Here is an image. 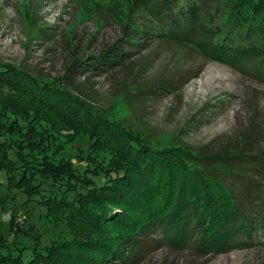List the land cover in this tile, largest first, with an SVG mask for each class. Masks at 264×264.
Masks as SVG:
<instances>
[{"label": "trees", "instance_id": "obj_1", "mask_svg": "<svg viewBox=\"0 0 264 264\" xmlns=\"http://www.w3.org/2000/svg\"><path fill=\"white\" fill-rule=\"evenodd\" d=\"M133 5L138 16L123 24V38L115 47L94 58L100 65H122L133 52L121 43L142 47L143 39L188 47L206 61L264 82V0H135ZM0 88L63 121L87 123L101 133L92 135L93 145L114 146L117 154L111 164L91 161L92 167L82 169L88 177L80 168L60 171L58 165L33 162L28 144L21 146L16 138L27 129L4 122L1 109L10 105L0 100V143L5 142L0 146V173L7 177L0 181V191L14 198L26 193L28 198L30 188L36 190L44 207L71 213L76 227L82 228L63 244L43 246L30 236L4 239L0 264H141L146 240L158 232L171 248L183 250L194 242L199 252L210 255L261 237L264 201L247 210L235 188L244 171L264 179V160L260 166L252 163L248 145L210 154L183 144L154 149L144 136L124 126L92 121L87 106L68 87L12 64L0 66ZM16 118L17 124L25 119L20 113Z\"/></svg>", "mask_w": 264, "mask_h": 264}, {"label": "rangeland", "instance_id": "obj_2", "mask_svg": "<svg viewBox=\"0 0 264 264\" xmlns=\"http://www.w3.org/2000/svg\"><path fill=\"white\" fill-rule=\"evenodd\" d=\"M134 1L0 0V66L12 64L68 87L87 106L92 121L124 126L144 136L154 149L183 144L210 154L248 145V157L260 166L264 82L254 75L206 61L188 47L143 39L142 47L121 43V48L133 52L122 65L95 61L123 38V24L138 16ZM212 4L216 7L215 1ZM0 100L10 105L1 109L4 122L27 131L16 138L21 146L28 144L26 152L33 162L58 165L60 171L80 168L88 177L82 169L92 167L91 161L98 165L116 161L114 146L93 145L92 135L101 133L87 123L63 121L2 88ZM17 113L25 118L22 124H17ZM247 173L235 188L248 210L264 201L260 191L264 179ZM6 180L0 173V181ZM36 192L30 188L28 198L26 193L14 198L9 191H0V241L11 242L14 235L30 236L43 246L73 241L82 229L76 227L75 216L44 207ZM262 233L252 242L244 239L228 252L210 255L199 252L194 242L183 250L171 248L160 241L158 232L146 240L141 264H264Z\"/></svg>", "mask_w": 264, "mask_h": 264}]
</instances>
